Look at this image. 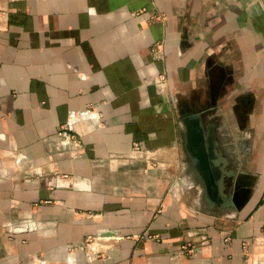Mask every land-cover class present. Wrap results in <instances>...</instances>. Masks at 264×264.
<instances>
[{
  "label": "crops",
  "instance_id": "1",
  "mask_svg": "<svg viewBox=\"0 0 264 264\" xmlns=\"http://www.w3.org/2000/svg\"><path fill=\"white\" fill-rule=\"evenodd\" d=\"M0 264H264V0H0Z\"/></svg>",
  "mask_w": 264,
  "mask_h": 264
},
{
  "label": "built area",
  "instance_id": "2",
  "mask_svg": "<svg viewBox=\"0 0 264 264\" xmlns=\"http://www.w3.org/2000/svg\"><path fill=\"white\" fill-rule=\"evenodd\" d=\"M164 76H159V79L156 81L157 84H161L164 81ZM72 123L67 122L60 126L59 130V136L61 137V145L64 149L69 151L70 153H78L80 150H82V142L77 134H75L71 128ZM134 154H143L145 153V150L143 146L139 143H136L133 148ZM226 242L230 241V238L227 237L225 239ZM243 246L245 249H248V245L243 243ZM186 246H183L185 248Z\"/></svg>",
  "mask_w": 264,
  "mask_h": 264
},
{
  "label": "water",
  "instance_id": "3",
  "mask_svg": "<svg viewBox=\"0 0 264 264\" xmlns=\"http://www.w3.org/2000/svg\"><path fill=\"white\" fill-rule=\"evenodd\" d=\"M197 127V126H196ZM195 127V131L192 133V135L191 136H193V138H195L196 139V144H200L201 145V143H200V139L203 137V135H202V131L200 130V129H198V128H196ZM195 149V151L197 152V153H199V152H202V153H204V147L203 148H201V147H195V148H193L192 150H194ZM217 181H219L220 183H221V180H214V182H216L217 183ZM206 182V181H205ZM206 185H208V183L206 182ZM215 190V189H214Z\"/></svg>",
  "mask_w": 264,
  "mask_h": 264
},
{
  "label": "bare ground",
  "instance_id": "4",
  "mask_svg": "<svg viewBox=\"0 0 264 264\" xmlns=\"http://www.w3.org/2000/svg\"><path fill=\"white\" fill-rule=\"evenodd\" d=\"M208 165L210 166V164H205V166H204V164H200V167L202 166V168L204 169V167L206 168V167H208ZM210 173H211V171H210ZM217 174H218V172H216ZM212 174V173H211ZM207 183H208V188H209V190H211L212 192L214 191V188H215V182H214V179H207V180H205Z\"/></svg>",
  "mask_w": 264,
  "mask_h": 264
},
{
  "label": "rangeland",
  "instance_id": "5",
  "mask_svg": "<svg viewBox=\"0 0 264 264\" xmlns=\"http://www.w3.org/2000/svg\"><path fill=\"white\" fill-rule=\"evenodd\" d=\"M235 182H236V180L230 179V183H231L232 185H234ZM232 194H233V193H232Z\"/></svg>",
  "mask_w": 264,
  "mask_h": 264
}]
</instances>
